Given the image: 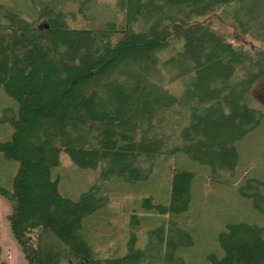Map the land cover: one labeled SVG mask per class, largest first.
I'll return each mask as SVG.
<instances>
[{"label": "trees", "instance_id": "1", "mask_svg": "<svg viewBox=\"0 0 264 264\" xmlns=\"http://www.w3.org/2000/svg\"><path fill=\"white\" fill-rule=\"evenodd\" d=\"M35 5L28 18L0 5V89L17 103L0 141L17 170L0 195L27 264H190L179 255L193 246L181 220L198 166L233 185L236 143L264 121L252 95L264 80V0H117L121 22L95 29L69 28L61 2ZM219 9L241 41L214 25ZM61 154L99 171L77 200L52 177ZM169 157L166 197H143L127 241L97 250L114 237L89 235L84 221L109 205L108 186L147 181ZM258 185L246 180L239 191ZM216 241L219 251L193 264H264V226L227 223Z\"/></svg>", "mask_w": 264, "mask_h": 264}, {"label": "rangeland", "instance_id": "2", "mask_svg": "<svg viewBox=\"0 0 264 264\" xmlns=\"http://www.w3.org/2000/svg\"><path fill=\"white\" fill-rule=\"evenodd\" d=\"M60 2L65 5V23L72 29H95L107 22H121L123 18L122 12L117 8V0H0V5L28 18L37 13L36 3L57 5ZM211 20L230 40L241 41V38L237 37L233 21L225 14V10L219 9ZM246 40L251 44V39ZM252 95L256 106L264 112V80L253 86ZM16 109L17 103L0 89V141L10 137L13 129L7 118ZM236 149L238 163L234 175L236 182L233 185L222 184L216 179L211 181L207 175L208 168L198 166L201 172L193 185L191 206L184 215L186 220H181L183 225H188L193 237V246L182 253L179 252L187 263L204 262L208 253L218 252L216 235L227 223L245 221L264 226L263 204L257 196H264V187L258 185L255 190L249 187L244 193L239 191V187L246 183V180L264 181V121L243 140L237 142ZM174 160L175 157H169L163 159L164 162L160 161L152 178L147 181L131 185L119 180L108 186L105 195L110 198L109 205L84 221V229L89 230V235H97L98 238L104 235L114 237L112 242L103 245L97 243V250L106 254L112 250L116 252L115 247L127 241L128 215L130 210L137 208L136 205L139 206L137 203L143 197L151 196L157 202L166 197V179L175 164ZM16 170L17 163L5 159L0 154V184L8 187ZM98 172L79 169L65 154H61L60 165L52 171V177L58 178L61 195L77 200L93 186ZM10 211V205L0 195L1 262L27 264L9 230ZM108 225L110 229L106 227ZM140 241L144 242V237Z\"/></svg>", "mask_w": 264, "mask_h": 264}]
</instances>
